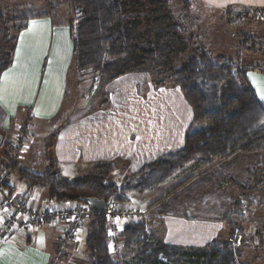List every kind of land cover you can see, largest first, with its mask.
I'll return each instance as SVG.
<instances>
[{"label":"trees","instance_id":"trees-1","mask_svg":"<svg viewBox=\"0 0 264 264\" xmlns=\"http://www.w3.org/2000/svg\"><path fill=\"white\" fill-rule=\"evenodd\" d=\"M67 2L74 12L73 59L81 77L92 73L95 81H113L134 72L154 73L158 86L171 82L180 87L192 109V120L180 149L145 163L125 176L121 184L111 180L113 160L98 161L88 173L69 179L52 157L40 173L12 162L6 149L3 169L10 166L16 170L28 181L29 189H43L48 200L55 202H83L80 197L93 196L123 203L129 197L156 190L194 162L222 160L236 153H264V103L247 76L258 64L243 63L233 56H214L191 31L190 0H183L181 12L171 0ZM15 14L6 19V10L0 6V25L9 23L1 29L0 77L13 64L19 35L28 21L45 15L17 8ZM241 35L248 49L264 44L246 33ZM235 212L229 211L224 218L230 228L228 238L235 235L237 227L243 229L237 219L245 216L239 212L241 219L234 218ZM84 231L89 264H239L242 256L232 239L220 237L203 247L177 246L165 243L139 221L112 234L104 212L92 213ZM119 237L129 247L131 242L138 246L137 252L129 257L114 256L111 242ZM259 239L264 245V233Z\"/></svg>","mask_w":264,"mask_h":264},{"label":"crops","instance_id":"crops-1","mask_svg":"<svg viewBox=\"0 0 264 264\" xmlns=\"http://www.w3.org/2000/svg\"><path fill=\"white\" fill-rule=\"evenodd\" d=\"M198 2L202 8L226 13L229 9L264 10V0ZM43 5L42 0L36 3L40 14L45 15L28 21L19 35L13 64L0 77V132L12 135L13 127L21 122H27L33 138L35 133L39 135L46 130V126L58 128L53 157L61 173L69 179L70 176L75 178L74 171L78 166H86L88 173L96 162L116 159H124V168L132 174L145 163L180 149L192 120V109L180 87L173 84L150 88L145 95L128 96L124 89V103L121 101L120 107L111 101L109 107H103L95 114L74 121L63 120L74 109V104L67 103L70 99L68 74L72 72L75 78L80 77L73 59V15L48 2L42 10ZM129 74L116 79L113 87L116 89L111 91H119L116 84L121 79L127 78L131 82L143 77L140 73ZM247 76L261 99L264 71L252 69ZM261 100L264 103V99ZM0 157L3 160V156ZM24 158L26 168L40 173L46 169L48 156L44 158L45 163L43 158L38 159V153L30 159L29 155ZM37 164L43 165L41 170L33 169L38 167ZM193 165L186 168L191 170L188 180L182 181L184 183L179 187L168 189L159 198L149 200L145 197L153 190L129 197L124 205L121 204L124 208L134 205L149 210L139 222L165 243L202 247L214 239H226L230 228L224 218L229 211L253 208L258 216L260 205L257 201L263 203L257 195L264 193L261 189L264 185V153H236L226 159L200 162L192 171ZM12 180L11 175L8 176L7 184L14 197L25 200L31 207L41 209L49 201L46 192L40 193L35 188L29 189V195L16 194L17 181L13 183ZM233 217L240 218L239 214H233ZM38 241L36 249L34 242ZM78 241L76 244L68 242L58 253L56 249L61 248L59 235L53 226L41 224L34 234L18 230L7 241H0V264H49L55 253L56 256L77 255ZM34 249L43 250L45 255ZM82 259L88 263L87 257Z\"/></svg>","mask_w":264,"mask_h":264},{"label":"rangeland","instance_id":"rangeland-1","mask_svg":"<svg viewBox=\"0 0 264 264\" xmlns=\"http://www.w3.org/2000/svg\"><path fill=\"white\" fill-rule=\"evenodd\" d=\"M46 5L48 2L49 5L54 6V8H60L61 10H69V14H74L71 12L70 6H68L67 0H42ZM40 2V0H0V6L2 9L6 10V19L7 17H13L15 14V9L21 10H31L34 13H40L41 10H38L35 7L36 3ZM172 4L179 10L182 11L184 4L183 0H171ZM190 15H189V23H192V30L195 34H198L200 40H203L204 43L207 44L208 48L214 54V56L221 57H235L240 58L243 63L250 64H258L257 67L253 69H259L264 71V10L255 13L254 10L248 9H229V12H220L216 10H210L206 8H202L201 4L198 0H190ZM43 5L44 8L46 9ZM59 6V7H58ZM76 14V13H75ZM9 23H6L4 26L0 25V38H1V29L2 27H8ZM242 33H246L252 37H256L259 40H262L261 44L254 47L253 49H248L249 45L243 46L242 44ZM236 48V49H235ZM256 60L254 61L253 59ZM143 74V77H138L136 80L132 79L130 82L127 78L119 80L120 82L116 84L119 87V91H111L114 87L116 80L107 81L105 80H94L92 77V73L87 74L84 77H79V79L73 75V73L68 74L69 82V97L68 104H74V109L71 113H69L68 118L64 116L63 120L65 121H74L76 118L84 117L88 114H95V112L103 107H109L113 102L116 106L120 107L121 101L124 103V89L127 90L126 95L132 96L136 93H140L141 95H145L150 88L158 87L156 83L157 75L150 72H134ZM131 75V74H129ZM127 75V76H129ZM126 76V77H127ZM118 82V81H117ZM171 82H164L159 86L171 85ZM116 89V88H113ZM112 101V102H111ZM106 105V106H105ZM114 106V104L112 105ZM102 115V113H101ZM61 121V119L59 120ZM62 125V123H61ZM53 126V125H52ZM56 127V123H55ZM22 132L26 133L25 140L21 143V152L20 155L23 154L24 157L29 155V158L38 153V159L43 158V162L45 156L53 157L54 153V145L55 138L57 136L58 128L49 129L46 126V130L41 131V134L35 136L33 138V132L28 128L27 122L20 123L18 126H14L11 130L12 135H7L4 132H0L1 135V143H0V156H6V149L10 151V155L12 158L16 157V149L14 145L16 144V139L18 135H21ZM14 135V137H13ZM8 136V137H7ZM13 137V138H11ZM14 140V141H13ZM29 147V148H28ZM28 148V149H27ZM26 150V153H25ZM35 152L33 153V151ZM33 153V154H32ZM12 154V155H11ZM31 154V155H30ZM17 156V162L22 166H25L24 157ZM24 158V159H23ZM32 159V158H31ZM36 160V158L34 159ZM115 168L112 172L111 180L115 181L118 184H121L124 177L131 174L130 171H126L124 168V159H116ZM4 165L0 157V166ZM43 163V164H44ZM199 162H194L193 170L195 166L198 165ZM47 164V161L46 163ZM45 164L43 167H45ZM37 164L36 166H38ZM64 165V164H62ZM41 166L35 167V170H41ZM64 167V166H62ZM189 167V166H188ZM3 166L0 167V172L5 170ZM44 169V168H43ZM86 166H78L74 171L75 178L87 173ZM11 175V180L13 183L17 184L16 194H25L29 195V183L27 180L22 179L17 171H10L9 177ZM189 175H191L190 169H184L178 172L172 179H170L165 185L159 187L153 191V193H148L145 195L146 198L152 200L156 197L159 198L161 195L165 194L169 190L178 186L182 181H185ZM17 179V180H16ZM70 179H74L70 176ZM28 187V188H27ZM38 189V188H35ZM169 189V190H168ZM261 189L264 190V185L261 186ZM36 191V190H35ZM33 191L34 193H36ZM38 192L45 193L43 189H39ZM258 199L262 198V200L257 201L260 206H258L259 210H257L258 216L254 212L253 208H241L236 214L241 212L246 219L238 220V223L242 226L243 229L237 227L235 229V235L231 238L226 236V239H232L235 248L242 251V256L239 260V264H264V245L260 243L259 234L264 233V193H259L257 195ZM260 197V198H259ZM113 204L118 206L120 209H124V202L118 203L112 200ZM262 203V204H261ZM123 204V205H121ZM88 220V219H87ZM86 220V222H87ZM143 220V218H142ZM84 223V226L86 225ZM34 231L32 234L36 233ZM59 235V233H58ZM117 236V235H116ZM230 236V235H229ZM85 233L83 232L80 236V240L77 239H59V248L56 249V252H62L64 248H66L68 242H73L74 244L79 242L78 254H70L60 256L56 253L53 256L52 263L49 264H89L85 259L87 257V247L85 240ZM225 239V238H224ZM35 240V239H34ZM41 243V242H40ZM39 244L38 242H34V248ZM128 243L125 239L119 237L115 238L111 242V250L114 256L117 257H129V255L133 252L135 254L138 250V246H136L133 242ZM203 247V246H202ZM35 250V252L44 256L43 250ZM82 257V258H81ZM51 261V260H50Z\"/></svg>","mask_w":264,"mask_h":264},{"label":"built area","instance_id":"built-area-1","mask_svg":"<svg viewBox=\"0 0 264 264\" xmlns=\"http://www.w3.org/2000/svg\"><path fill=\"white\" fill-rule=\"evenodd\" d=\"M26 133L17 136L15 148L16 155L21 152V143L25 140ZM14 141V140H13ZM16 156V157H17ZM22 154L20 155V157ZM12 158V162L17 158ZM10 166L0 173V241H7L18 230L27 233L37 231L41 224H47L57 229L59 239H80L84 232V223L94 213L85 202L48 201L41 208L31 207L25 200L14 197L7 184ZM110 221V232L117 234L124 226L131 222H138L149 214V210H141L137 206L120 209L112 200L107 202L105 210Z\"/></svg>","mask_w":264,"mask_h":264},{"label":"water","instance_id":"water-1","mask_svg":"<svg viewBox=\"0 0 264 264\" xmlns=\"http://www.w3.org/2000/svg\"><path fill=\"white\" fill-rule=\"evenodd\" d=\"M1 143V135H0ZM80 200L87 203L93 212H105L107 208V201L93 196L80 197Z\"/></svg>","mask_w":264,"mask_h":264},{"label":"snow or ice","instance_id":"snow-or-ice-1","mask_svg":"<svg viewBox=\"0 0 264 264\" xmlns=\"http://www.w3.org/2000/svg\"><path fill=\"white\" fill-rule=\"evenodd\" d=\"M33 23H35V22H33ZM261 99H264V93L261 94Z\"/></svg>","mask_w":264,"mask_h":264}]
</instances>
